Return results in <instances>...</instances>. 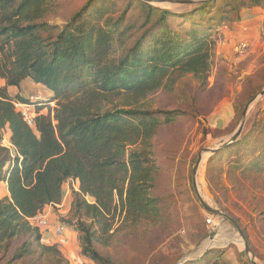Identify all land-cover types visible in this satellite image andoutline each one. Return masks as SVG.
<instances>
[{"label": "trees", "instance_id": "obj_1", "mask_svg": "<svg viewBox=\"0 0 264 264\" xmlns=\"http://www.w3.org/2000/svg\"><path fill=\"white\" fill-rule=\"evenodd\" d=\"M55 1L0 0V183L7 191L0 199V242L18 235L38 242L40 231L28 219L59 205L64 185L77 181L71 210L81 254L95 264H110L93 246L92 222L99 224L115 212L116 203L136 224L156 216L157 200L150 195L157 160L152 142L177 116L138 105L171 85L175 75L207 79L216 43L203 27L225 20L233 7L231 0H206L169 24L168 12L141 0H126L123 10L112 0H86L57 25L47 21ZM262 1L250 0L255 7ZM224 2L221 17L214 15ZM135 9L139 19L132 22L128 13ZM25 81L44 87L50 96L30 102L8 93L7 88ZM13 102L33 107V128ZM50 102L55 108L43 114ZM4 131L13 156L2 146ZM214 155L213 165L242 173L262 169L264 115L263 125L253 122ZM219 259L212 252L189 263L221 264Z\"/></svg>", "mask_w": 264, "mask_h": 264}, {"label": "rangeland", "instance_id": "obj_2", "mask_svg": "<svg viewBox=\"0 0 264 264\" xmlns=\"http://www.w3.org/2000/svg\"><path fill=\"white\" fill-rule=\"evenodd\" d=\"M85 1L56 0L47 21L64 24ZM112 1L117 3L118 10L124 9L126 0ZM164 1L149 5L168 12L169 24L173 20L178 22L180 16L203 3L185 5L178 2L193 0ZM229 4L233 8L226 10L225 20L209 21V25L204 18L200 21L216 43L207 79L175 75L171 85L155 91L138 105L141 110L174 112L177 116L173 123L160 128L152 142L157 160L150 195L157 200L156 216L136 224L124 217L116 203L115 212L99 224L92 222L93 246L110 264H188L212 252L219 254L221 264H251L233 225L223 217L205 212L192 179L194 163L203 149L220 147L240 125L241 132L248 131L255 121L263 125L264 96L255 97L264 89V0L260 7L252 6L250 0H231ZM223 5L225 2L217 5L215 14L212 6L213 14L221 17ZM128 18L137 22L138 9L131 10ZM240 43L246 45L243 55L235 52ZM32 97L33 102L47 99L38 93ZM45 108L43 114L52 112L55 102ZM3 136L9 142L7 131ZM2 146L9 147L3 140ZM8 150L13 156V149ZM214 156L203 153L194 181L197 192L206 204L237 224L254 261L264 264V167L242 173L228 165H213ZM63 189L61 203L49 209V213L52 226L59 219L66 226L65 246L56 244L62 240L54 237L52 228L40 231L38 242L34 237L18 235L0 242V264H95L81 254L76 216L71 210V186L66 184ZM6 196V186L0 183V199ZM207 217L213 218L212 224L206 223ZM25 244L27 252L20 256ZM48 246L55 247L44 250Z\"/></svg>", "mask_w": 264, "mask_h": 264}, {"label": "built area", "instance_id": "obj_3", "mask_svg": "<svg viewBox=\"0 0 264 264\" xmlns=\"http://www.w3.org/2000/svg\"><path fill=\"white\" fill-rule=\"evenodd\" d=\"M245 48H246V45L244 43H240V44H238L235 52L240 54V55H243L245 53ZM32 100H34L33 97L29 98L30 102H33ZM13 106H14L15 110L21 114L26 125L30 128H33L34 127L33 120H34V116H35V113L33 111V107L30 104H20L18 102H13ZM4 137H3V144H6L7 146H9L6 148L13 149L12 145ZM68 185L71 186V188L73 190L78 191V182L77 181H72V182L68 183ZM56 207H58V206H56ZM50 221H51L50 213H49V211H45V208L43 211L37 213L34 217L28 219V222L32 227L38 229L39 231H45L49 228H52L54 237L63 240V237L65 236V232H66L65 227L62 226L61 224H58V223H56L55 225L52 226L51 225L52 223ZM206 223L212 224L213 218L207 217ZM212 226H214V225H212Z\"/></svg>", "mask_w": 264, "mask_h": 264}, {"label": "water", "instance_id": "obj_4", "mask_svg": "<svg viewBox=\"0 0 264 264\" xmlns=\"http://www.w3.org/2000/svg\"><path fill=\"white\" fill-rule=\"evenodd\" d=\"M147 4H164L166 3V1L164 0H141ZM205 1H199V0H193V1H185V2H178L179 4H185V5H196L199 3H202ZM178 3H174V4H178ZM264 96V89H262V91H260V93L255 97V99L263 97ZM245 114H246V110L243 112L242 114V121L245 118ZM241 129H242V125H240L239 129L235 132V134L230 138V140H228L227 142H225L223 145H221L220 147L216 148V149H203L202 153L198 154L197 159L194 163L193 169H192V179H193V188L195 191V194L197 196V198L199 199L201 206L203 207V209L205 210L206 213H208L209 215L215 216V217H223L224 219H226L227 221H229L233 227L235 228V230L237 231L239 237L241 238L242 241V245H243V249H244V253L247 256V258L249 259L251 264H257L254 261L253 256H251V252H250V247L248 245L247 239L244 236V234L242 233V231L239 229V227L237 226V224L232 221L227 215H225L224 213H222L219 210L213 209L211 206H209L208 204H206L201 197L199 196L196 186H195V177H196V173L198 170V166L202 161V157H203V153L206 154H214L216 153L219 149L225 147L228 143L233 142L235 140H237V138L239 137L240 133H241Z\"/></svg>", "mask_w": 264, "mask_h": 264}, {"label": "crops", "instance_id": "obj_5", "mask_svg": "<svg viewBox=\"0 0 264 264\" xmlns=\"http://www.w3.org/2000/svg\"><path fill=\"white\" fill-rule=\"evenodd\" d=\"M0 86H3V82L2 81H0ZM25 87H28L27 91H25ZM7 91H8V93L11 96H15V95L18 94V95H20L21 97H23L25 99L31 98L36 93H38L41 96H44L45 98H48L50 96V92L47 89H45L44 87H42L40 85H34L30 81H25V82L21 83L19 88L9 87V88H7ZM23 91H25V92H23ZM19 92L20 93L22 92V93L20 94ZM51 208L52 207H50V206L48 207L47 206V207H45V211H49V209H51ZM66 239H68V238H65V240ZM63 240L62 241H58L56 244H59L62 247H64L65 246L64 244H66L67 241H65V240L63 241ZM61 251H62V249H61Z\"/></svg>", "mask_w": 264, "mask_h": 264}, {"label": "bare ground", "instance_id": "obj_6", "mask_svg": "<svg viewBox=\"0 0 264 264\" xmlns=\"http://www.w3.org/2000/svg\"><path fill=\"white\" fill-rule=\"evenodd\" d=\"M204 156H205V154H204Z\"/></svg>", "mask_w": 264, "mask_h": 264}]
</instances>
